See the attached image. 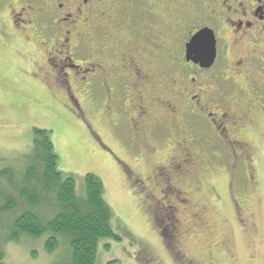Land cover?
Returning <instances> with one entry per match:
<instances>
[{
	"label": "flooded vegetation",
	"instance_id": "1",
	"mask_svg": "<svg viewBox=\"0 0 264 264\" xmlns=\"http://www.w3.org/2000/svg\"><path fill=\"white\" fill-rule=\"evenodd\" d=\"M1 12L9 18L8 23L0 21L4 34L8 30L15 37L16 28L23 33L24 40L15 41L33 59L32 66L44 63L39 68L76 70L89 89L94 111L105 116L106 125L129 153H149L148 140L159 142L166 128L175 127L169 137L179 152L151 165L150 173L174 203H160L153 217L158 227L163 224L158 234L170 245L192 231L184 228L185 223L202 224L196 208L187 212V222L186 215L179 214L181 207L190 206V194L180 184L194 179L201 142L188 121L193 116L204 120L213 130L218 153L225 151L228 159L243 161L249 143L236 134L249 123L253 132L256 117H264V0H0ZM202 30L210 31L214 39L215 58L209 67L200 66L187 50ZM149 69L163 73L152 94ZM212 69H228L219 71L218 80L232 88V97L223 93L222 100L211 97L204 75ZM241 69L253 74L248 86L253 98L240 85ZM55 72L63 83L64 75ZM90 126L94 144L105 148L126 178L142 188L144 177L117 157ZM248 180H253L252 174ZM233 200L236 216H248L240 218L242 226L248 222L256 229L246 199L238 194Z\"/></svg>",
	"mask_w": 264,
	"mask_h": 264
},
{
	"label": "rangeland",
	"instance_id": "2",
	"mask_svg": "<svg viewBox=\"0 0 264 264\" xmlns=\"http://www.w3.org/2000/svg\"><path fill=\"white\" fill-rule=\"evenodd\" d=\"M0 17L3 23L9 22L3 12ZM14 34L15 37L8 30L4 34L0 26V172L6 169L8 175L21 169L33 128H43L51 131L57 171L63 178L74 179L78 196H84L83 176L86 173L98 176L103 184V200L111 210L109 223L119 239L99 238L94 264H264V117H256L258 125L253 132L249 123L236 134L238 139L249 143L240 162L228 159L225 151L218 153L220 147L218 142L214 145L213 130L205 127L204 120L190 118L188 123L196 129L195 134H200L201 142L196 150L199 159L193 171L195 177L180 184L190 194V206L181 207L179 214L186 215L187 222V212L196 208L202 215V224L185 223L184 228L190 227L192 231L170 245L158 234L163 224L157 226L153 211L160 203L173 204L174 200L161 190L163 187L156 185L150 173L151 165L159 163L158 160L166 162L179 152L169 137L170 128L174 133L175 127L166 128L159 142L149 139V153H129L121 138L113 134L115 130L106 125L105 116L94 111L89 89L76 70L39 68L45 67L44 63L32 66L33 59L15 41L24 40L23 33L16 28ZM56 70L64 75L63 83L59 82ZM227 70L212 69L204 75L214 99L222 100V93L226 97L233 95L232 88L218 80L219 71ZM241 71L244 77L240 76V85L253 98L255 95L248 90L253 74H249L250 69ZM148 73L152 94L163 73L156 69H149ZM90 125L117 157L144 177L142 188L135 187L128 175L126 178L103 151L105 148L102 150L94 144ZM206 140L211 141L208 144ZM250 174L253 180H248ZM0 189L7 192L10 189L2 175ZM238 194L246 199L248 211L254 213L256 229L249 227L248 222L245 226L240 223V218L246 219L247 215L236 216L233 199ZM14 213L5 216L1 224L2 264H69L70 249L64 235L57 236V246L51 251L45 247L49 233L36 238L19 234L16 240H6Z\"/></svg>",
	"mask_w": 264,
	"mask_h": 264
},
{
	"label": "trees",
	"instance_id": "3",
	"mask_svg": "<svg viewBox=\"0 0 264 264\" xmlns=\"http://www.w3.org/2000/svg\"><path fill=\"white\" fill-rule=\"evenodd\" d=\"M56 163L51 131L33 128L21 169L8 175L6 169L0 172L10 188L9 192L0 189V229L5 216L14 211L6 240H16L19 234L36 238L49 233L45 247L51 251L57 246V236L64 235L69 264H94L98 239H119L109 223L111 210L102 197V181L86 173L82 178L84 196H78L74 179L63 178ZM3 256L0 247V264Z\"/></svg>",
	"mask_w": 264,
	"mask_h": 264
},
{
	"label": "water",
	"instance_id": "4",
	"mask_svg": "<svg viewBox=\"0 0 264 264\" xmlns=\"http://www.w3.org/2000/svg\"><path fill=\"white\" fill-rule=\"evenodd\" d=\"M189 53H194L196 56L192 59L199 61L200 66L209 67L215 58L214 39L210 31L202 30L187 44Z\"/></svg>",
	"mask_w": 264,
	"mask_h": 264
}]
</instances>
